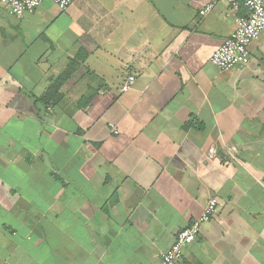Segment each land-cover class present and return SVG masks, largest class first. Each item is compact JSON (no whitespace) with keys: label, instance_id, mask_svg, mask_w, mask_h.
I'll list each match as a JSON object with an SVG mask.
<instances>
[{"label":"crops","instance_id":"crops-1","mask_svg":"<svg viewBox=\"0 0 264 264\" xmlns=\"http://www.w3.org/2000/svg\"><path fill=\"white\" fill-rule=\"evenodd\" d=\"M236 15L228 0L0 2V264H164L212 197L176 264H264V33L244 66L209 60Z\"/></svg>","mask_w":264,"mask_h":264},{"label":"built area","instance_id":"built-area-1","mask_svg":"<svg viewBox=\"0 0 264 264\" xmlns=\"http://www.w3.org/2000/svg\"><path fill=\"white\" fill-rule=\"evenodd\" d=\"M43 0H0L11 15L21 16L26 12L37 9ZM61 10H66L72 3L80 0H51ZM234 11L235 28L231 34L211 53L210 62L222 71H227L234 66H244L249 61V44L261 33H264V0H228ZM212 3L206 4L199 13L204 15L212 8ZM244 12H240V8ZM134 75H128L122 84L121 90L126 91ZM113 132H117L114 125ZM218 201L212 197L207 202L203 211L188 225L179 229L173 243L159 256L164 264H176L180 260L184 248L192 243L200 232L201 226L208 221L217 211Z\"/></svg>","mask_w":264,"mask_h":264},{"label":"trees","instance_id":"trees-1","mask_svg":"<svg viewBox=\"0 0 264 264\" xmlns=\"http://www.w3.org/2000/svg\"><path fill=\"white\" fill-rule=\"evenodd\" d=\"M240 10H241V8H240ZM85 55H86V52L83 49H81L77 55V58L82 60ZM74 65H75V60L70 59V63L68 64V68L64 72H62L58 77H56L55 80L48 86L44 95L42 97L38 98L39 102L42 105H45L48 107L51 105H55L59 102L58 101V99L60 97L59 88L62 85V83L70 76V74L74 68Z\"/></svg>","mask_w":264,"mask_h":264}]
</instances>
